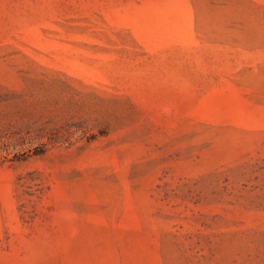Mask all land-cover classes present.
Masks as SVG:
<instances>
[{"label": "rangeland", "instance_id": "rangeland-1", "mask_svg": "<svg viewBox=\"0 0 264 264\" xmlns=\"http://www.w3.org/2000/svg\"><path fill=\"white\" fill-rule=\"evenodd\" d=\"M0 264H264V0H0Z\"/></svg>", "mask_w": 264, "mask_h": 264}]
</instances>
